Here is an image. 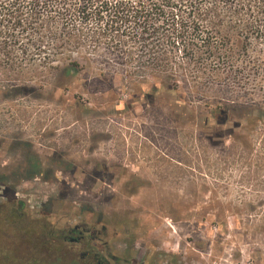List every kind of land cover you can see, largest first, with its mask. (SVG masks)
<instances>
[{
  "label": "rangeland",
  "instance_id": "rangeland-1",
  "mask_svg": "<svg viewBox=\"0 0 264 264\" xmlns=\"http://www.w3.org/2000/svg\"><path fill=\"white\" fill-rule=\"evenodd\" d=\"M5 30L0 239L23 217L30 234L103 220L154 264H264V124L245 122L264 116V65L237 59L228 78L152 92L156 79L126 74L140 64L119 66L104 48L75 54L51 48L60 31ZM217 105L223 116L208 118Z\"/></svg>",
  "mask_w": 264,
  "mask_h": 264
},
{
  "label": "trees",
  "instance_id": "trees-1",
  "mask_svg": "<svg viewBox=\"0 0 264 264\" xmlns=\"http://www.w3.org/2000/svg\"><path fill=\"white\" fill-rule=\"evenodd\" d=\"M5 29L60 31L64 38L50 42L51 48H73L75 54L86 47L104 48L119 66L140 64L139 73L126 74L156 79L152 92L176 94L178 79L228 78L235 72L224 65L237 59L264 65V54L250 58L247 53L251 46L264 47V0H0L4 52L12 38ZM233 47L243 53L234 55ZM70 56L77 67L80 62ZM0 60L8 61L7 54ZM219 115L223 112L217 105L208 118ZM245 122L264 124V116Z\"/></svg>",
  "mask_w": 264,
  "mask_h": 264
},
{
  "label": "flooded vegetation",
  "instance_id": "flooded-vegetation-1",
  "mask_svg": "<svg viewBox=\"0 0 264 264\" xmlns=\"http://www.w3.org/2000/svg\"><path fill=\"white\" fill-rule=\"evenodd\" d=\"M19 204L23 210L24 203ZM21 220L18 235L0 239V264H154L132 249L120 248L103 220L80 219L58 235L43 228L30 234L28 218Z\"/></svg>",
  "mask_w": 264,
  "mask_h": 264
},
{
  "label": "built area",
  "instance_id": "built-area-1",
  "mask_svg": "<svg viewBox=\"0 0 264 264\" xmlns=\"http://www.w3.org/2000/svg\"><path fill=\"white\" fill-rule=\"evenodd\" d=\"M2 197V196H1Z\"/></svg>",
  "mask_w": 264,
  "mask_h": 264
}]
</instances>
